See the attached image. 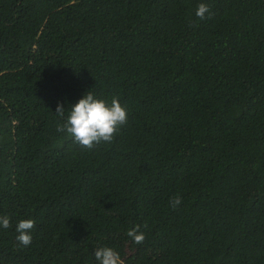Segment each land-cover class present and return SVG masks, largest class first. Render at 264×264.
<instances>
[{
  "label": "trees",
  "instance_id": "trees-1",
  "mask_svg": "<svg viewBox=\"0 0 264 264\" xmlns=\"http://www.w3.org/2000/svg\"><path fill=\"white\" fill-rule=\"evenodd\" d=\"M87 91L128 115L91 150L56 130ZM5 215L0 264H264V0H0Z\"/></svg>",
  "mask_w": 264,
  "mask_h": 264
},
{
  "label": "clouds",
  "instance_id": "clouds-1",
  "mask_svg": "<svg viewBox=\"0 0 264 264\" xmlns=\"http://www.w3.org/2000/svg\"><path fill=\"white\" fill-rule=\"evenodd\" d=\"M195 15L200 20H205L210 19L213 13L207 4L200 3ZM65 112L63 104L58 103L55 113L63 122L57 124V132L67 133L82 148L88 150L102 142H113L115 135L128 121L127 110L117 97H113L109 104L104 99L96 98L91 91H87L82 98L67 109V116ZM169 203L173 209H176L182 203V198L177 195L170 198ZM11 226L8 216H0V227L8 229ZM34 227L33 219H22L17 223L15 239L20 246L31 245ZM145 227H147L146 224ZM139 229L140 226L137 225L127 231V235L132 237L136 244H142L146 238L144 232ZM94 255L98 264H124L120 254L111 247L97 248Z\"/></svg>",
  "mask_w": 264,
  "mask_h": 264
}]
</instances>
